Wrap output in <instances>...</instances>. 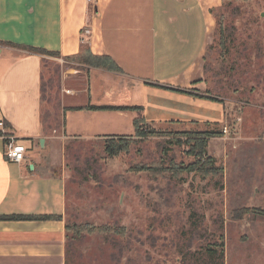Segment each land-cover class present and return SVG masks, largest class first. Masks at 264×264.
Wrapping results in <instances>:
<instances>
[{
	"label": "crops",
	"instance_id": "0c3cea01",
	"mask_svg": "<svg viewBox=\"0 0 264 264\" xmlns=\"http://www.w3.org/2000/svg\"><path fill=\"white\" fill-rule=\"evenodd\" d=\"M222 5L223 0H0V133L13 134L27 147L21 162L8 161L0 136V216H49L0 219V264H67L70 140L132 136L135 119L167 129L220 117L213 100L162 86L199 93L215 11ZM29 47L63 58L87 48L109 56L120 71L79 64L85 67L83 90L66 87L72 76L65 73L60 114L52 118L55 126L48 125L43 54Z\"/></svg>",
	"mask_w": 264,
	"mask_h": 264
},
{
	"label": "rangeland",
	"instance_id": "374dc122",
	"mask_svg": "<svg viewBox=\"0 0 264 264\" xmlns=\"http://www.w3.org/2000/svg\"><path fill=\"white\" fill-rule=\"evenodd\" d=\"M215 20L198 91L217 99L218 119L167 129L139 122L145 134L113 156L104 138L67 143L65 224L83 227L68 229L67 264H264V0L223 1ZM42 66L53 125L63 75L83 90L85 67L49 54ZM187 130L220 132L206 147L217 175L174 174L193 160L176 143Z\"/></svg>",
	"mask_w": 264,
	"mask_h": 264
},
{
	"label": "trees",
	"instance_id": "16d2710c",
	"mask_svg": "<svg viewBox=\"0 0 264 264\" xmlns=\"http://www.w3.org/2000/svg\"><path fill=\"white\" fill-rule=\"evenodd\" d=\"M223 1H230V0H223ZM219 24V30H220V39L219 44L221 46H224L223 42V29L220 28ZM29 50L33 52H39L42 54H49L53 56H58L59 54L55 51H47L44 49H39L35 47H29ZM67 58L73 59L77 61L79 64L87 67H97L101 69L111 70V71H120V68L115 64V62L106 55H94L91 53V51L87 48L81 49V51L75 55L68 56ZM168 89L192 94L195 96H199L202 98H207L210 100H217L215 97L210 96L209 94H200L197 92H193L191 90L186 89H179V88H172L167 86ZM44 92V88H43ZM44 96V95H43ZM86 108L96 110V109H125L128 107H116V106H94V105H87ZM71 109H78V108H71ZM138 109V108H136ZM45 118V116H44ZM140 122L139 119L134 120L135 124V135H144L145 132L141 130L138 126V123ZM148 134L154 133L153 131H147ZM182 135H186V140H177L176 143L178 144H185L188 146L187 154L193 157V160L186 164V165H175L173 166V170L176 171L174 174H179V172H194L197 175L205 176L207 174L217 175L219 171H221L220 166H216V160L214 157L207 154L206 147L207 142L210 137L218 136L220 135V132H217L215 130H204V131H192L187 130L184 132H180ZM1 136V133H0ZM132 136H110L108 138H105L104 140V151L109 155L113 156L121 151H125L130 146L132 140H125ZM130 139V138H129ZM67 146H66V153H67ZM145 169V168H141ZM140 170V169H138ZM56 173V172H55ZM49 216H30V215H17V216H0V219H44L48 218ZM59 217V216H58ZM66 229L74 228L75 227V235L79 234L81 229L83 227L79 226H73L69 225L68 223L65 224ZM220 239H223V236H220ZM223 245V242L221 240V246ZM215 251V249H213Z\"/></svg>",
	"mask_w": 264,
	"mask_h": 264
},
{
	"label": "built area",
	"instance_id": "2783aa9c",
	"mask_svg": "<svg viewBox=\"0 0 264 264\" xmlns=\"http://www.w3.org/2000/svg\"><path fill=\"white\" fill-rule=\"evenodd\" d=\"M1 136L4 141L3 154L5 158L11 162H21L24 159L27 150L26 145L11 133L2 131Z\"/></svg>",
	"mask_w": 264,
	"mask_h": 264
}]
</instances>
